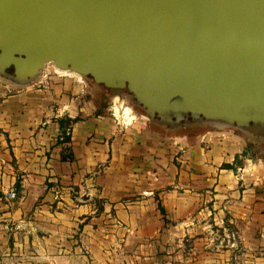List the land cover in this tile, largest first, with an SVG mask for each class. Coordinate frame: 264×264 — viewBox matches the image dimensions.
Wrapping results in <instances>:
<instances>
[{
	"label": "crops",
	"instance_id": "crops-1",
	"mask_svg": "<svg viewBox=\"0 0 264 264\" xmlns=\"http://www.w3.org/2000/svg\"><path fill=\"white\" fill-rule=\"evenodd\" d=\"M82 83L0 97V264H264V192L236 140L162 144Z\"/></svg>",
	"mask_w": 264,
	"mask_h": 264
},
{
	"label": "water",
	"instance_id": "water-1",
	"mask_svg": "<svg viewBox=\"0 0 264 264\" xmlns=\"http://www.w3.org/2000/svg\"><path fill=\"white\" fill-rule=\"evenodd\" d=\"M50 56L155 111L264 120V0H0V60Z\"/></svg>",
	"mask_w": 264,
	"mask_h": 264
},
{
	"label": "rangeland",
	"instance_id": "rangeland-1",
	"mask_svg": "<svg viewBox=\"0 0 264 264\" xmlns=\"http://www.w3.org/2000/svg\"><path fill=\"white\" fill-rule=\"evenodd\" d=\"M56 74L75 80L82 78V84L93 92V101L99 109H112L119 118H125L123 117L125 113L129 117L133 118L134 116L144 124V129L147 132L157 135L162 144L170 143L176 138H183L186 142L191 143L209 134H222L233 138L239 144L238 146L245 150L242 154L243 160L235 158L233 164L239 168L243 164H251H246L244 159H251V166H255V183H257L255 189L259 191L258 195L264 192V120L231 124L222 119L208 118L200 113L172 108L157 109L151 114L127 87L97 83L89 75L73 76L57 70L50 62L45 63L36 75L26 80L14 78L12 69H8L5 74H0V97L13 94L28 84H40V80L48 82ZM237 175L235 174V176Z\"/></svg>",
	"mask_w": 264,
	"mask_h": 264
},
{
	"label": "bare ground",
	"instance_id": "bare-ground-1",
	"mask_svg": "<svg viewBox=\"0 0 264 264\" xmlns=\"http://www.w3.org/2000/svg\"><path fill=\"white\" fill-rule=\"evenodd\" d=\"M47 62L52 63L55 68L61 72L68 73L73 76H87V73L84 72L82 69L78 68L77 66L67 63L65 61L59 60L57 57L50 56L45 60H42L40 62H37L35 64L26 66V67H17L15 72L13 73V77L20 79V80H26L29 77H32L33 75H36L40 69H42L43 65ZM8 69H11V66L7 65V63L3 62L0 60V74H5L7 73ZM137 98V97H136ZM137 100L147 109L149 113H153L155 111L151 106L147 105L145 102H143L140 98H137ZM123 117H128V114L125 113V116ZM208 118H217V119H222L225 120L231 124H245L248 122H244L232 117H215V116H206Z\"/></svg>",
	"mask_w": 264,
	"mask_h": 264
},
{
	"label": "built area",
	"instance_id": "built-area-1",
	"mask_svg": "<svg viewBox=\"0 0 264 264\" xmlns=\"http://www.w3.org/2000/svg\"><path fill=\"white\" fill-rule=\"evenodd\" d=\"M7 199L10 200V201L15 200L16 199V193L14 191L8 192Z\"/></svg>",
	"mask_w": 264,
	"mask_h": 264
},
{
	"label": "trees",
	"instance_id": "trees-1",
	"mask_svg": "<svg viewBox=\"0 0 264 264\" xmlns=\"http://www.w3.org/2000/svg\"><path fill=\"white\" fill-rule=\"evenodd\" d=\"M67 125H69V124H67ZM63 140L68 141V136H67L66 132L63 133Z\"/></svg>",
	"mask_w": 264,
	"mask_h": 264
}]
</instances>
